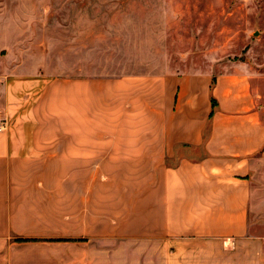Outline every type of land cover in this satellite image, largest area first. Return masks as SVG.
Instances as JSON below:
<instances>
[{
	"label": "crops",
	"instance_id": "1",
	"mask_svg": "<svg viewBox=\"0 0 264 264\" xmlns=\"http://www.w3.org/2000/svg\"><path fill=\"white\" fill-rule=\"evenodd\" d=\"M2 13L0 264H264L249 230L264 95L248 65L62 87Z\"/></svg>",
	"mask_w": 264,
	"mask_h": 264
},
{
	"label": "rangeland",
	"instance_id": "2",
	"mask_svg": "<svg viewBox=\"0 0 264 264\" xmlns=\"http://www.w3.org/2000/svg\"><path fill=\"white\" fill-rule=\"evenodd\" d=\"M0 10L6 34L12 21L31 31L21 42L30 41L29 53L45 61L40 71L62 87L75 77L218 74L243 63L264 95V0H6ZM5 53L0 60H9ZM249 227L264 237V166L253 180Z\"/></svg>",
	"mask_w": 264,
	"mask_h": 264
}]
</instances>
